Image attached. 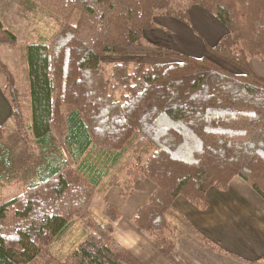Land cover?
Segmentation results:
<instances>
[{"label": "trees", "instance_id": "obj_1", "mask_svg": "<svg viewBox=\"0 0 264 264\" xmlns=\"http://www.w3.org/2000/svg\"><path fill=\"white\" fill-rule=\"evenodd\" d=\"M30 1L61 24L26 47L30 118L17 79L0 57L16 129L42 154L20 195L1 203L0 194V264H143L113 237L121 219L115 206L105 204L106 222L94 216L95 187L103 179L121 189L123 200L140 180L155 185L134 223L167 256L176 251L169 215H178V196L206 210L210 188L226 191L241 177L264 200V78L250 65L264 58V0H247L245 8L231 0ZM178 3L200 6L228 33L206 46V56L153 52L170 61H123L106 72L104 56L124 55L140 44L154 29L157 12L190 24L188 7ZM17 44L16 34L0 22V47ZM130 149L137 155L125 165V176L112 174ZM11 161L0 125V165L11 167ZM76 220L84 238L60 260L49 248Z\"/></svg>", "mask_w": 264, "mask_h": 264}, {"label": "crops", "instance_id": "obj_2", "mask_svg": "<svg viewBox=\"0 0 264 264\" xmlns=\"http://www.w3.org/2000/svg\"><path fill=\"white\" fill-rule=\"evenodd\" d=\"M188 9L192 29L204 48L216 45L228 33L217 17L200 6L192 5ZM151 33L152 30L149 35ZM250 65L256 74L264 78V58L251 59ZM125 155L118 163H125ZM118 163L112 174L119 173ZM106 180L103 179L95 187L92 211L94 213V208L98 206L100 217L95 213L94 216L100 222H106L102 213L105 204L115 206L121 213V219L116 224L113 237L143 264H256L264 260V200L241 177H235L226 191L210 188L206 194V210L196 208L183 196L174 200L173 208L178 215L170 214L169 224L177 242L176 251L170 256L165 255L150 235L134 223L137 209L155 190V185L149 180H140L132 195L123 200L121 189L107 187ZM194 231L218 245L223 253L203 246ZM80 236L83 239V229Z\"/></svg>", "mask_w": 264, "mask_h": 264}, {"label": "rangeland", "instance_id": "obj_3", "mask_svg": "<svg viewBox=\"0 0 264 264\" xmlns=\"http://www.w3.org/2000/svg\"><path fill=\"white\" fill-rule=\"evenodd\" d=\"M231 1L237 8H245L247 4V0ZM177 5L188 8L192 6L187 3H178ZM162 12H157L152 33L149 35L150 31L146 32L140 44L128 48L124 55L104 56L102 65L108 74H110L114 64L123 61H129L132 66L139 61L147 63L170 61L169 59L158 58L153 55V52H173L195 57L208 55L207 49L199 41V37L193 31L191 24L178 21ZM0 22L18 37V44L15 48L0 47V57L8 64L17 79L16 86L20 91L24 115L30 118L32 113L31 93L26 47L29 43L49 38L57 31L61 21L30 0H0ZM5 85L6 80L0 74V125L6 129L7 145L12 152L11 167L4 168L0 165V176H3V187L0 190L1 203L9 201L23 192L24 180L28 173L33 172L42 161V154L38 145L33 140L25 142L16 129L11 115V105L3 93ZM136 155L137 152L132 149L126 152L125 163H118L119 173L117 176H125L127 170L125 165L135 161ZM9 176L13 177L12 181L8 180ZM97 208L98 206L94 208V213L100 217L98 215L100 208ZM76 222L77 224L71 225L67 232L50 246L49 250L54 257L64 260L83 240L80 236L82 229L80 221L76 220Z\"/></svg>", "mask_w": 264, "mask_h": 264}]
</instances>
